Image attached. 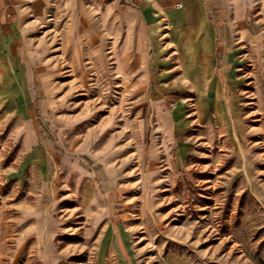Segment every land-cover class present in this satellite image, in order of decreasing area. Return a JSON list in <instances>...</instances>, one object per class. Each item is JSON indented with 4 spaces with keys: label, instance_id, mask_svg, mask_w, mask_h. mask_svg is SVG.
I'll return each mask as SVG.
<instances>
[{
    "label": "rangeland",
    "instance_id": "obj_1",
    "mask_svg": "<svg viewBox=\"0 0 264 264\" xmlns=\"http://www.w3.org/2000/svg\"><path fill=\"white\" fill-rule=\"evenodd\" d=\"M22 5L34 28L0 56V264H264V0L209 72L182 55L127 75L112 48L76 53L64 5Z\"/></svg>",
    "mask_w": 264,
    "mask_h": 264
},
{
    "label": "crops",
    "instance_id": "obj_2",
    "mask_svg": "<svg viewBox=\"0 0 264 264\" xmlns=\"http://www.w3.org/2000/svg\"><path fill=\"white\" fill-rule=\"evenodd\" d=\"M32 1L33 8L40 12L58 3L64 5L71 20L73 19L69 37L74 41L76 53L87 49L88 54L102 56L107 49L112 48L116 70L124 75L133 71H149V65H154L161 57L164 59L182 55L193 57V61L200 65L198 71L209 72L212 68L206 64H210L214 55L228 54L230 31L238 32L239 39L250 33L247 15L256 2L90 0L89 8L80 5L84 12L80 15L79 3L85 0ZM22 2L23 0H0V56L17 54L13 42L28 36L34 28L33 20L27 17L28 11L23 8ZM6 39L10 40V44L6 45ZM218 40H221L219 45ZM25 119L26 117L22 118ZM32 125L29 122L24 126L29 145L33 140L32 130L35 134V130L30 128ZM68 172L76 171L73 166H68ZM108 178L111 179V175ZM79 180V183L86 182L84 201L92 211L96 209L99 213L101 194L98 191L95 193V187L99 188L94 183L95 177L84 175L81 178L79 175Z\"/></svg>",
    "mask_w": 264,
    "mask_h": 264
},
{
    "label": "built area",
    "instance_id": "obj_3",
    "mask_svg": "<svg viewBox=\"0 0 264 264\" xmlns=\"http://www.w3.org/2000/svg\"><path fill=\"white\" fill-rule=\"evenodd\" d=\"M126 2H133V1H135V0H125ZM181 5V4H180Z\"/></svg>",
    "mask_w": 264,
    "mask_h": 264
}]
</instances>
